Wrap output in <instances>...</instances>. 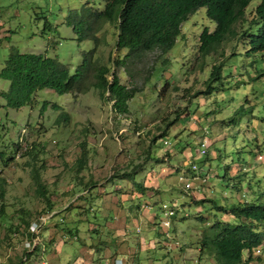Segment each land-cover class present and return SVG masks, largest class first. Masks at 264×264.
<instances>
[{
    "label": "rangeland",
    "instance_id": "obj_1",
    "mask_svg": "<svg viewBox=\"0 0 264 264\" xmlns=\"http://www.w3.org/2000/svg\"><path fill=\"white\" fill-rule=\"evenodd\" d=\"M106 1L0 0V70L15 48L55 57L73 74L95 42L78 40L67 18L77 23L84 7L101 11ZM259 2L249 0L235 35L205 56L198 37L215 23L204 7L181 24L170 50L142 52L118 66L127 51L115 48L116 21L100 24L96 63L110 69L109 80L115 74L138 90L125 113L94 87L85 93L37 90L31 103L12 108L2 97L9 81L0 78V264H12L23 252L24 264H114L115 258L123 264H217L204 239L214 235L215 221L235 219L215 206L264 202V159L257 158L264 157V50L247 53L248 40L241 39ZM221 62L216 90L197 94ZM94 80L91 73L87 84ZM62 110L69 121L56 122ZM204 127L208 147L200 154ZM83 142L87 162L77 170ZM192 163L209 177L197 179L200 190L189 194L179 170ZM36 172L46 195L37 189ZM124 172L131 178H122ZM162 203L176 210L169 238L159 224ZM139 204L146 206L136 216ZM148 207L149 215L143 213ZM40 214L50 215L38 239L45 250L25 251V222ZM249 264H264V247Z\"/></svg>",
    "mask_w": 264,
    "mask_h": 264
},
{
    "label": "trees",
    "instance_id": "obj_2",
    "mask_svg": "<svg viewBox=\"0 0 264 264\" xmlns=\"http://www.w3.org/2000/svg\"><path fill=\"white\" fill-rule=\"evenodd\" d=\"M248 3L249 0H107L101 11L84 7L81 19L77 23H74L71 14L66 23L73 26L78 34V40L92 39L95 46L83 53V60L75 72L69 74L67 67L55 57L41 53H20L12 48L4 67L0 70V78L9 81V88L2 93V97L6 100L7 106L19 108L31 103L37 90L48 88L58 94L85 93L90 87H94L101 95L108 93V99L112 101L114 109L125 113L128 100L138 90L120 84L115 74H112V79L109 80L110 69L96 63L95 53L99 45L96 32L100 24L116 21L115 48L127 51L123 59L116 61L118 66L142 52L159 49L165 53L170 50L180 35L181 24L199 8L204 7L206 16L215 23L212 31L204 27L198 37V50L205 56L215 51L230 36L235 35L234 24L244 17ZM254 25L255 32H250L251 26ZM246 38L249 45L247 53L264 50V0H260L256 5L249 27L242 32L241 39L245 42ZM222 66V62L212 65L209 77L205 81L206 90L197 94H210L216 90L213 84L221 81ZM91 73L95 80L87 84ZM46 104L45 101L42 108ZM51 106L61 109L56 104ZM177 120L178 117H175L171 124ZM59 121H69V114L62 110L56 119V122ZM161 135H165V131ZM81 146V153L76 161L77 170L85 166L88 157L85 143L83 142ZM131 176L128 172L121 175L122 178ZM35 180L37 189L46 195L45 186L38 172L35 173ZM136 186L139 190H144L141 184L136 183ZM215 207L235 219L234 222L215 221L211 225L214 235L208 241L204 239L205 245L209 243L210 253L213 254L216 263L249 264L253 258L257 259L263 248L256 257H252L251 252L264 243V230L258 228L260 224H264V202H244ZM25 224L29 226L27 221ZM11 228L10 225L9 229ZM14 230L17 231V227ZM26 232L27 230L24 235H30ZM23 249L25 250L24 247ZM243 251H247L248 255L244 256ZM27 255L23 252L12 264H24Z\"/></svg>",
    "mask_w": 264,
    "mask_h": 264
},
{
    "label": "built area",
    "instance_id": "obj_3",
    "mask_svg": "<svg viewBox=\"0 0 264 264\" xmlns=\"http://www.w3.org/2000/svg\"><path fill=\"white\" fill-rule=\"evenodd\" d=\"M206 135H207V129L206 127H204L203 135L199 140V148H200L199 153L200 154H206L207 152L208 139L206 138ZM163 143L167 145L169 144L167 140H164ZM257 158L259 160L264 159L262 155H258ZM179 171H181L179 180L184 182L185 184L184 190L189 194L195 193L200 190V187L202 185L197 183L196 181L197 179H200L201 181L206 182L209 177L208 173H205V171L199 168L195 163H192L189 168L181 169ZM145 206L146 204L140 205V208H144ZM149 208L150 207H148L147 210ZM160 212L162 216H160L159 224L161 227L166 229L165 235H166V238H169L168 230L171 226V219L176 214V210L172 206H170L168 203H162L160 206ZM49 220H50V215L40 214L35 219H33V221L29 223L26 233H29L30 235L28 234L24 235L23 247L25 248V250H28L30 246L32 249L36 246H39V248H41L42 250H45V244L43 243V241L38 242V239L41 235L42 229L49 222ZM136 230L139 231L138 228ZM263 245L264 243L257 246L256 248L252 250L251 252L252 257H256L257 255L261 253V249L264 247ZM246 254L248 255L247 251H246ZM119 262L120 261L118 259L114 260V264H120Z\"/></svg>",
    "mask_w": 264,
    "mask_h": 264
},
{
    "label": "crops",
    "instance_id": "obj_4",
    "mask_svg": "<svg viewBox=\"0 0 264 264\" xmlns=\"http://www.w3.org/2000/svg\"><path fill=\"white\" fill-rule=\"evenodd\" d=\"M226 174H227V172H226ZM202 192H204V191H202ZM201 192V193H202ZM196 195V194H195ZM140 204L138 205V209H137V215L136 216H138L139 215V213H140ZM144 214H147V215H149V211L146 209L144 212H143ZM136 231V230H135ZM137 233L139 232V231H136ZM115 258V257H114ZM113 258V259H114ZM115 259H118L120 262V264H123V259H121V258H115ZM113 262V261H112Z\"/></svg>",
    "mask_w": 264,
    "mask_h": 264
}]
</instances>
